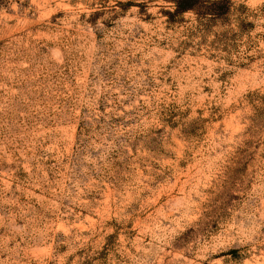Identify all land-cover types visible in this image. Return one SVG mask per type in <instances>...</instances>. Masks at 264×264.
Here are the masks:
<instances>
[{"label": "rangeland", "instance_id": "1", "mask_svg": "<svg viewBox=\"0 0 264 264\" xmlns=\"http://www.w3.org/2000/svg\"><path fill=\"white\" fill-rule=\"evenodd\" d=\"M0 0V264H264V0Z\"/></svg>", "mask_w": 264, "mask_h": 264}, {"label": "trees", "instance_id": "2", "mask_svg": "<svg viewBox=\"0 0 264 264\" xmlns=\"http://www.w3.org/2000/svg\"><path fill=\"white\" fill-rule=\"evenodd\" d=\"M173 10L168 12L170 20L192 11L199 20L225 17L231 8L230 0H171Z\"/></svg>", "mask_w": 264, "mask_h": 264}]
</instances>
